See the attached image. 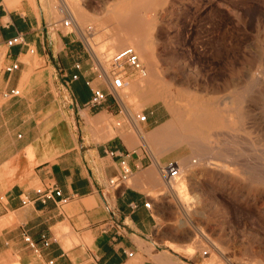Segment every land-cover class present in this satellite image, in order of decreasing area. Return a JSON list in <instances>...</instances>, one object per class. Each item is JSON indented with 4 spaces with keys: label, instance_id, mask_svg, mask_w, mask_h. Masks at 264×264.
Here are the masks:
<instances>
[{
    "label": "crops",
    "instance_id": "0c3cea01",
    "mask_svg": "<svg viewBox=\"0 0 264 264\" xmlns=\"http://www.w3.org/2000/svg\"><path fill=\"white\" fill-rule=\"evenodd\" d=\"M17 35L22 42L6 44ZM13 63L17 68L6 70ZM86 80L106 93L99 105L87 104ZM165 111L153 106L141 111L144 120L135 118L96 77L94 57L76 31L47 17L37 0H0L3 263L206 264L200 253L177 251L156 234L160 206L153 194L164 184L161 166L173 161L171 151L157 145L163 140H155L167 133ZM122 162L131 170L128 182L110 186ZM49 185L61 195L22 204ZM60 197L68 199L59 203Z\"/></svg>",
    "mask_w": 264,
    "mask_h": 264
},
{
    "label": "rangeland",
    "instance_id": "374dc122",
    "mask_svg": "<svg viewBox=\"0 0 264 264\" xmlns=\"http://www.w3.org/2000/svg\"><path fill=\"white\" fill-rule=\"evenodd\" d=\"M37 1L57 23L72 14L77 18V9L84 12V21L72 20L73 30L102 62L123 46L113 49L105 41L119 30L110 19L116 7L142 28L158 82L135 76L117 95L131 111L161 106L166 130L173 123L176 131L189 134L183 124L190 119L182 99L186 95L229 120L225 127H208L206 137H196L197 151L187 142L166 144L173 146L170 156L182 169L176 190L164 182L153 194L160 206L156 234L177 251L200 253L206 264H264V0H136L134 7L128 0H66L71 10L61 0ZM161 88L168 92L165 100L156 97ZM237 102L245 108L242 124L228 111ZM173 107L181 112L175 114ZM189 158L193 162L186 165Z\"/></svg>",
    "mask_w": 264,
    "mask_h": 264
},
{
    "label": "bare ground",
    "instance_id": "6f19581e",
    "mask_svg": "<svg viewBox=\"0 0 264 264\" xmlns=\"http://www.w3.org/2000/svg\"><path fill=\"white\" fill-rule=\"evenodd\" d=\"M31 1V0H30ZM62 1V4L63 3H65L66 4V6H67V8H69L70 9V6L66 3V0H61ZM119 1V0H118ZM134 1H136V0H128V2H129V5L130 6H133L134 5ZM138 1V0H137ZM142 1V0H141ZM144 1V0H143ZM148 1H150L151 2V0H148ZM156 1V0H155ZM154 1V2H155ZM145 2H147V1H145ZM137 3V2H136ZM140 1H139V7H140ZM144 3H142V5H143ZM135 6H136V4H135ZM79 7V6H78ZM134 7V6H133ZM133 7H131V9L133 8ZM138 7V6H137ZM14 8V7H13ZM66 8V9H67ZM75 8V7H74ZM81 9V8H80ZM134 9V8H133ZM71 10V9H70ZM139 10V9H138ZM69 11V10H68ZM137 11V10H136ZM71 12V11H70ZM72 12H74V11H72ZM76 15H77V18L78 17H83V14L82 13H84V12H81V10H79V9H77L76 10ZM126 13L127 12H125L124 10H121V9H119V8H115L113 11H112V13H111V15H110V19H112L114 22H115V24H117L118 25V27H119V30H118V32H116V33H109V35H106V36H108V41L107 40H105L106 42H108V44L107 45H110L109 47H114L113 49H115V46H119L120 44H122V45H124L126 42H127V40L129 39V38H131L132 39V44H133V46L135 47V49H136V52H137V54L138 55H140V57H141V59H144L145 61H146V80L148 81V79H150V78H154L155 79V82H158L157 81V70H158V67L153 63V60L150 58V52H151V50H150V48L147 46V43H146V38H145V36L143 35V31H142V28L141 27H138V25H136V23H134V20L133 19H130V18H128V16L126 15ZM72 14V13H71ZM70 14V15H71ZM86 14V13H85ZM135 13L133 12V15H134ZM75 15V14H74ZM74 15L72 14L71 15V18H72V20L74 21V20H76L77 18H76V16L74 17ZM87 15V14H86ZM86 15H84V16H86ZM69 16V15H68ZM88 16V15H87ZM87 16L86 17H84V18H86L87 19ZM89 17V16H88ZM106 18H107V16H106ZM109 18V17H108ZM82 20L81 21H84L83 20V18H81ZM89 20H90V18H89ZM78 21V20H77ZM107 21V20H106ZM110 22V21H109ZM113 22V23H114ZM74 25V24H73ZM113 25V24H112ZM110 26H111V24H110ZM82 29V28H81ZM108 29V28H107ZM112 29H113V27H112ZM111 29V30H112ZM115 29V28H114ZM113 29V30H114ZM147 29V28H146ZM106 30V29H105ZM108 30H110V29H108ZM108 30H107V32H108ZM110 30V31H111ZM82 32H83V30H82ZM114 32V31H113ZM105 33V32H104ZM107 34V33H106ZM89 43V45L91 46L90 48H92V45L90 44V42H88ZM128 43V42H127ZM131 44V43H130ZM105 45V44H104ZM94 47V46H93ZM107 47V46H106ZM95 48V47H94ZM93 48V49H94ZM103 48H104V46H103ZM102 48V49H103ZM118 48V47H117ZM108 49V48H107ZM106 49V50H107ZM110 50H111V48H109ZM105 50V51H106ZM95 51V50H94ZM99 51H100V48H99ZM109 51V50H108ZM107 51V52H108ZM101 52V51H100ZM99 52V53H100ZM104 53V52H103ZM145 81V80H144ZM147 81H146V83H147ZM149 82V81H148ZM154 82V83H155ZM145 83V84H146ZM142 84H143V82H142ZM150 84L151 85H153L151 82H150ZM148 85V84H147ZM23 86V85H22ZM142 86H144V84L142 85ZM135 87H137V88H139V86H135ZM150 87V85L147 87V88H149ZM158 87H159V85H158ZM165 87V86H164ZM141 88V87H140ZM163 88V87H162ZM158 89V90H156L155 91V94H156V97L159 99V98H162V99H166L167 98V96H168V92L166 91V89L165 90H163V89ZM151 89V88H150ZM168 89V88H167ZM152 93V92H151ZM147 94V93H146ZM181 94V93H180ZM183 94V93H182ZM126 96V95H125ZM185 98H182L185 102H186V104H187V106L189 107V110H188V112H189V114H190V119H189V121L187 122V123H183V124H185V126L189 129V131H190V133L189 134H184L185 133V131H184V133H181L180 131H178V129H177V131L175 130L176 128H175V125H173V123H170V125H169V128H167V133H166V135H165V137H160V134H162V132L160 133V134H156V136H155V140L158 142V141H160V140H163V142H161V143H159V144H157V145H160L159 147H161V146H163L165 149H167V150H170L171 148H173V146H166V144H168L169 142H177V143H183V142H187V143H189L190 145H192L193 146V148H194V150L195 151H197L198 149H199V145H198V143H200V142H195L194 140H196L195 138L196 137H202V138H204V137H206V129L209 127H219V126H223L224 125V127H225V125L227 124V122L226 121H229V120H224L222 117H220V112L218 113V112H213V111H208V109L206 110L205 109V107H203L202 106V104H201V102L198 100V99H196L194 96L193 97H186V95L184 96ZM120 98V97H119ZM146 98H147V96H146ZM177 98H179L178 96H177ZM120 99H122V98H120ZM201 99V98H200ZM169 100V99H168ZM182 100V101H183ZM202 100V99H201ZM234 100V99H233ZM157 101V100H156ZM163 101V100H162ZM226 101V100H225ZM167 102V101H166ZM166 102H164L165 104H166ZM174 102V101H173ZM206 102V101H205ZM168 103V102H167ZM210 103V102H209ZM173 104V103H172ZM171 104V105H172ZM185 104V103H184ZM184 104H182V106L184 105ZM206 104V103H205ZM204 104V105H205ZM180 106H181V104H180ZM174 108V107H173ZM176 108V109H175ZM174 109H175V114L176 113H180L181 112V110L179 109V108H177V107H175ZM181 108V107H180ZM183 108V107H182ZM171 109V108H170ZM184 109V108H183ZM210 109V108H209ZM211 109H214V108H211ZM210 109V110H211ZM217 109V108H216ZM224 109H225V106H224ZM228 110V109H227ZM222 111V110H221ZM228 111H231V112H233L235 115L234 116H236V121L238 122V123H240V124H242L243 123V120H244V112H245V108H244V106H243V104H241V102H237V104L234 106V107H230L229 108V110ZM183 112V111H182ZM225 112V111H224ZM230 112V113H231ZM173 113H174V111H173ZM104 114V113H103ZM174 114V115H175ZM180 115V114H179ZM181 115H184V114H181ZM98 116H99V114H98ZM188 116V115H187ZM183 117V116H182ZM185 117V116H184ZM227 117V116H226ZM95 118H96V116H95ZM110 118V117H109ZM125 118V117H124ZM225 118V117H224ZM92 119H94V118H92ZM98 119V118H97ZM104 119V118H103ZM102 119V120H103ZM96 119H94V121H95ZM101 120V121H102ZM106 120V119H105ZM115 120V119H114ZM181 120V119H180ZM93 121V122H94ZM137 121V120H136ZM182 121V120H181ZM107 122V121H106ZM109 122V121H108ZM133 122V121H132ZM95 123V122H94ZM104 123V122H103ZM131 123V122H130ZM233 123V122H232ZM106 124V123H105ZM104 124V125H105ZM87 125V124H86ZM103 125V126H104ZM178 125V124H177ZM108 126V125H107ZM179 126V125H178ZM181 126V125H180ZM93 127V126H92ZM106 127V126H105ZM105 127H103V128H105ZM234 127V126H233ZM87 128V127H86ZM102 128V129H103ZM134 128L138 131V133L139 132H141L140 131V129H139V127H138V124H135V126H134ZM183 128V127H182ZM181 128V129H182ZM223 128V127H222ZM93 129V128H92ZM106 129V128H105ZM212 129V128H211ZM232 129H235V128H232ZM95 130V129H94ZM218 130H219V128H218ZM217 130V131H218ZM112 131V130H111ZM125 131V130H124ZM123 131V132H124ZM129 131V130H128ZM156 131H159V130H156ZM220 131V130H219ZM218 131V132H219ZM102 132H103V130H102ZM107 132V131H106ZM153 132H155V131H153ZM160 132V131H159ZM218 132H217V134H218ZM95 134V133H94ZM108 134V133H107ZM115 134V132L113 133V135ZM117 134V133H116ZM103 135V134H102ZM106 135V134H105ZM96 136H98V135H96ZM112 136V135H111ZM149 136H152L151 134L149 135ZM108 136H106V138H107ZM113 137V136H112ZM142 137V136H141ZM168 137H170V140H169V142H168V140H165L164 141V138L165 139H167ZM101 138V137H100ZM145 139H146V137H145ZM264 141V140H263ZM155 142V141H154ZM232 142V141H231ZM152 143H153V141H152ZM152 143H151V145H152ZM234 143V142H233ZM155 144V143H154ZM163 144V145H162ZM232 144V143H231ZM166 146V147H165ZM155 148H156V146H155ZM156 151V150H155ZM218 151V150H217ZM215 152V151H214ZM223 152V151H222ZM222 152H220V153H222ZM198 156L196 157V158H198L199 160H202L203 159V156L202 155H200V154H197ZM219 155H221V154H219ZM218 155V156H219ZM223 155V154H222ZM213 157V156H212ZM211 157V158H212ZM156 158V157H155ZM206 158V157H205ZM215 158V157H214ZM190 159V158H189ZM218 159V158H217ZM158 160V159H157ZM191 161H187V163H186V165H188L190 162L192 163L193 162V160L192 159H190ZM206 160V159H205ZM215 160V159H214ZM196 161V160H195ZM189 162V163H188ZM190 163V164H191ZM185 164V163H184ZM179 165V164H178ZM160 166V165H159ZM179 167V172H181V167L180 166H178ZM160 168V167H159ZM186 169V168H185ZM156 170H158V169H156ZM149 172V171H148ZM159 172H160V170H159ZM156 173V172H155ZM158 173V172H157ZM152 174V176H153V172L151 173ZM145 175V174H144ZM148 175V174H147ZM151 178H154V177H151ZM150 178V179H151ZM156 179H158V177H156ZM161 179V178H160ZM162 180V179H161ZM160 180V181H161ZM176 180H177V177H174V178H170V179H168V180H164V181H161V182H167V184H168V186L171 188V189H173V190H176L175 188H178L179 186H178V184H176ZM158 182H159V180H158ZM154 184V183H153ZM157 184V183H156ZM165 184V183H164ZM167 186V185H166ZM180 187H181V185H180ZM170 189V190H171ZM182 189V188H181ZM179 191V190H178ZM171 193H172V191H171ZM173 194H175V193H173ZM173 196V195H172ZM181 196V195H180ZM175 197V196H174ZM176 197H179L178 196V194H177V196ZM184 198V197H183ZM179 199H180V197H179ZM182 199V198H181ZM177 200V199H176ZM184 200H185V198H184ZM182 201V200H181ZM183 202V201H182ZM184 203V202H183ZM179 204V203H178ZM180 205V204H179ZM185 205V204H184ZM193 248V247H192ZM192 252V251H191ZM193 253V252H192ZM12 262V261H11Z\"/></svg>",
    "mask_w": 264,
    "mask_h": 264
},
{
    "label": "built area",
    "instance_id": "2783aa9c",
    "mask_svg": "<svg viewBox=\"0 0 264 264\" xmlns=\"http://www.w3.org/2000/svg\"><path fill=\"white\" fill-rule=\"evenodd\" d=\"M62 25L73 29V21L70 18L63 20ZM22 41V37L17 35L7 39L6 44L13 45ZM33 51L34 49L31 48L30 52ZM93 57L96 77L104 82L108 91L112 94L119 95L121 92H124L127 88H129L131 85L132 76L146 75V68L138 57L134 46L130 43L124 44L104 62H102L97 55H93ZM76 67H78L77 64ZM15 68H17V63L7 66L6 70L11 71ZM73 77L76 78L77 75L75 74ZM86 83L91 86V80H86ZM91 90L92 95L87 104L91 106L99 105L105 99L106 93L98 86H91ZM19 92V89H12L10 91L11 94H19ZM134 117L139 120H144L146 115L136 112L134 113ZM160 169L165 180L177 177L179 175V167L177 163L173 161L161 166ZM130 174V168L124 162H122L120 171L108 180V184L113 187L125 185L128 182ZM60 195L61 192L55 185L37 187L34 189V195L32 198H22L21 202L22 204H26L35 200L45 202L48 198ZM67 199V197H60L58 202L64 203L67 201ZM150 204V201L144 203L146 207H150ZM25 240L32 248H35V243L30 239L29 236H26ZM202 253L206 254L207 251L204 250ZM129 255H131V253H129Z\"/></svg>",
    "mask_w": 264,
    "mask_h": 264
}]
</instances>
